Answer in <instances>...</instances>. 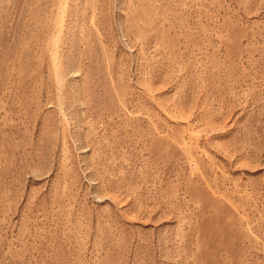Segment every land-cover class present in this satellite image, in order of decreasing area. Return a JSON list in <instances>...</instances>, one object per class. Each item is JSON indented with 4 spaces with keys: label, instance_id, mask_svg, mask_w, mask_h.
Masks as SVG:
<instances>
[{
    "label": "rangeland",
    "instance_id": "1",
    "mask_svg": "<svg viewBox=\"0 0 264 264\" xmlns=\"http://www.w3.org/2000/svg\"><path fill=\"white\" fill-rule=\"evenodd\" d=\"M0 264H264V0H0Z\"/></svg>",
    "mask_w": 264,
    "mask_h": 264
}]
</instances>
